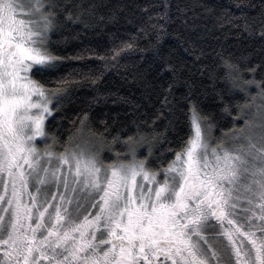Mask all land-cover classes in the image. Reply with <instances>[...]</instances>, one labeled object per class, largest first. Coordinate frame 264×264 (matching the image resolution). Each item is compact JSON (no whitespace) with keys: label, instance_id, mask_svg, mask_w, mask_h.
Wrapping results in <instances>:
<instances>
[{"label":"snow or ice","instance_id":"1","mask_svg":"<svg viewBox=\"0 0 264 264\" xmlns=\"http://www.w3.org/2000/svg\"><path fill=\"white\" fill-rule=\"evenodd\" d=\"M199 6L207 34L211 22L237 43L260 42L255 63L251 55L233 61L223 45L214 50L227 70L220 77L227 87L216 92L218 113L193 100L186 66L163 61L171 82L150 132L142 131L138 105L126 113L130 122L119 115L97 120L87 108L61 131L56 117L71 82L58 75L64 58L52 37L74 23H104L122 9L105 15L100 0H0V264H264V0H238L239 16ZM155 7L138 29L150 42L155 37L154 56L175 19L197 70L209 71L200 63L208 53L196 50L204 37L188 32L192 9L177 5L173 17L170 0ZM133 47L123 40L100 59L114 66ZM134 81L143 86L145 77L137 72ZM179 83L188 88L189 131L170 147L168 128L156 129L158 121L174 125L172 113L183 109L169 99ZM229 118L225 130L221 121ZM116 144L127 151L102 155ZM140 147L147 155L138 156Z\"/></svg>","mask_w":264,"mask_h":264},{"label":"trees","instance_id":"2","mask_svg":"<svg viewBox=\"0 0 264 264\" xmlns=\"http://www.w3.org/2000/svg\"><path fill=\"white\" fill-rule=\"evenodd\" d=\"M100 2L108 5V8L101 9L105 15L114 7L122 10L104 23L90 24L87 29L81 24L74 23L52 37L54 51L64 58L62 71L58 75L67 76L71 82V95L64 101L60 115L56 117L57 122L62 125L61 131L69 129L70 122L87 108L91 109L97 120L105 116L112 119L119 115L120 119L130 122L131 118L127 117L126 113L129 112L130 106L138 105L136 116L139 120L146 121L142 131L150 132L148 125L151 124L160 107L163 88H167L168 83L171 82V72L163 61H168L178 68L186 66L188 70L184 75L194 83L193 100L204 112L218 113L216 92L227 87V82L220 79L227 70L215 57L214 50L223 45L226 50L224 55L227 57L231 53L233 61H238L240 57L246 55L252 56L253 63L258 61L254 51L260 46L258 40L237 43L234 34H230L227 29L218 31V26L211 22L207 27L212 29V34L204 31V21L208 20V17L204 15V9L199 5L212 7L221 15L231 12L239 16L240 13L235 8L238 0H170L173 5V17L176 15L177 5L192 9L189 12L188 32L193 34L194 39L204 37L203 41L198 43L196 50L199 51L202 47L208 53L207 58L200 62L209 68V71L203 74L197 70L198 65L193 63L195 57L192 46L184 44L177 38V32L183 31V28L175 19L169 24L168 34L159 41L160 56L153 54L152 45L155 43V37H152L150 42L138 31L147 22L148 14L157 11L155 5L159 4L160 0H100ZM211 19L215 20V16ZM123 40L132 42L133 49L125 50L122 57L113 62L114 66H106L100 57L109 55L111 49ZM186 47L188 51H185ZM137 72L145 77L143 86L134 81ZM94 78H99L96 83H93ZM187 92L188 88L183 83H179L174 86L169 96L170 100L175 98L177 105L184 106L183 109L177 107L172 113L170 119L175 121V124L169 125L167 120L162 123L157 122V131L168 128V140L172 141L170 147H178L181 138L186 139L189 131L185 115L188 102L183 99ZM221 123L225 130L232 127L230 118ZM220 135V129H213L214 137ZM61 139H67L66 131ZM59 150L62 151V147ZM104 150L108 151V148L105 147ZM112 150L127 149L116 144L112 146ZM144 155H147V148L140 147L138 156ZM173 155L174 153L169 154L168 158Z\"/></svg>","mask_w":264,"mask_h":264},{"label":"rangeland","instance_id":"3","mask_svg":"<svg viewBox=\"0 0 264 264\" xmlns=\"http://www.w3.org/2000/svg\"><path fill=\"white\" fill-rule=\"evenodd\" d=\"M41 146H42V145H41ZM126 151H127V150H123V151H119V152H121V153H125ZM115 152H117V151H113V150H112V151L110 152V151H105V150H104V151L102 152V155H104V156H106V157H111V156L114 155Z\"/></svg>","mask_w":264,"mask_h":264}]
</instances>
